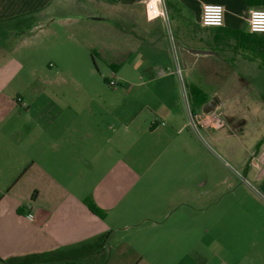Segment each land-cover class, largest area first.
I'll return each instance as SVG.
<instances>
[{"label":"crops","instance_id":"crops-1","mask_svg":"<svg viewBox=\"0 0 264 264\" xmlns=\"http://www.w3.org/2000/svg\"><path fill=\"white\" fill-rule=\"evenodd\" d=\"M252 7L0 0V264H264Z\"/></svg>","mask_w":264,"mask_h":264},{"label":"built area","instance_id":"built-area-1","mask_svg":"<svg viewBox=\"0 0 264 264\" xmlns=\"http://www.w3.org/2000/svg\"><path fill=\"white\" fill-rule=\"evenodd\" d=\"M161 1V0H159ZM225 14L226 9L223 5L220 4H204L202 7V15H201V25L204 28H221L225 24ZM247 25L249 32L251 34L264 35V9H252L249 11L247 17ZM176 73L182 77V68L179 61V58L176 57ZM116 85L115 81H110L109 86L114 87ZM21 102V100H19ZM191 122L194 127H199V123L197 121V116L192 114ZM205 124L207 122L205 121ZM210 126H213L210 123ZM208 124V125H209ZM216 125H220L221 121L216 119ZM29 220L33 219L32 215L27 216Z\"/></svg>","mask_w":264,"mask_h":264},{"label":"trees","instance_id":"trees-1","mask_svg":"<svg viewBox=\"0 0 264 264\" xmlns=\"http://www.w3.org/2000/svg\"><path fill=\"white\" fill-rule=\"evenodd\" d=\"M250 1H252L258 7L264 9V0H250ZM261 38L262 39H260V41L262 40V42H264V36H261ZM90 209L93 213L103 216L102 213L94 205H90Z\"/></svg>","mask_w":264,"mask_h":264},{"label":"water","instance_id":"water-1","mask_svg":"<svg viewBox=\"0 0 264 264\" xmlns=\"http://www.w3.org/2000/svg\"><path fill=\"white\" fill-rule=\"evenodd\" d=\"M190 52L194 54H200V55H207V54H212L213 52L211 51H198V50H190Z\"/></svg>","mask_w":264,"mask_h":264},{"label":"rangeland","instance_id":"rangeland-1","mask_svg":"<svg viewBox=\"0 0 264 264\" xmlns=\"http://www.w3.org/2000/svg\"><path fill=\"white\" fill-rule=\"evenodd\" d=\"M253 9H263V8H260V7H252ZM107 85H109V82L107 83ZM63 87V86H62ZM204 136V135H203ZM205 137V136H204ZM212 149H213V147H217V146H215V145H211L210 146Z\"/></svg>","mask_w":264,"mask_h":264}]
</instances>
